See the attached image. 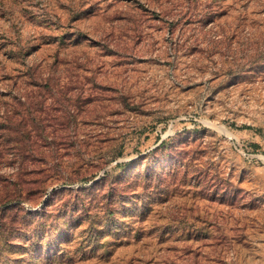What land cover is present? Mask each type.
<instances>
[{"label":"rangeland","instance_id":"374dc122","mask_svg":"<svg viewBox=\"0 0 264 264\" xmlns=\"http://www.w3.org/2000/svg\"><path fill=\"white\" fill-rule=\"evenodd\" d=\"M0 179V264H260L264 0H0Z\"/></svg>","mask_w":264,"mask_h":264},{"label":"trees","instance_id":"16d2710c","mask_svg":"<svg viewBox=\"0 0 264 264\" xmlns=\"http://www.w3.org/2000/svg\"><path fill=\"white\" fill-rule=\"evenodd\" d=\"M10 133H12V134H16V135H14V136H11V138H9V140H11V141H13L16 145L18 144H20L19 142H20V138H25V137H28V135H30V133L29 132H22V133H18V132H15V131H10ZM161 144H162V142H161ZM26 145L24 144V145H19V146H13V148L16 150V152L17 153H19V155H21V153H24V152H26ZM19 169H23V167H22V164L21 165H19ZM0 183H2V188H1V186H0V190H3L4 189V185H3V183L5 184V183H7V181L5 180V179H0ZM19 184H24V182L22 181V180H20L19 181ZM0 201H2V198H1V200Z\"/></svg>","mask_w":264,"mask_h":264},{"label":"crops","instance_id":"0c3cea01","mask_svg":"<svg viewBox=\"0 0 264 264\" xmlns=\"http://www.w3.org/2000/svg\"><path fill=\"white\" fill-rule=\"evenodd\" d=\"M260 264H264V255L260 257Z\"/></svg>","mask_w":264,"mask_h":264}]
</instances>
